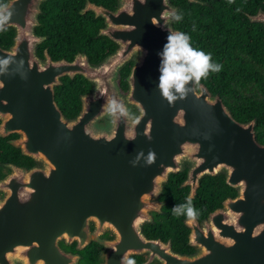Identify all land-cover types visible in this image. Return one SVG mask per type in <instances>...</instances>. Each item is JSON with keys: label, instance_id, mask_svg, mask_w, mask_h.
<instances>
[{"label": "water", "instance_id": "1", "mask_svg": "<svg viewBox=\"0 0 264 264\" xmlns=\"http://www.w3.org/2000/svg\"><path fill=\"white\" fill-rule=\"evenodd\" d=\"M44 1L8 0L0 7V31L15 30L13 44L0 45V61L7 60L0 62V136L16 133L10 144L36 162L8 163L10 172L0 178V264L79 263L80 254L66 252L63 240L78 241L79 250L99 241L108 249L103 264H127L145 252L143 264H264V144L255 120L238 121L202 82H189L185 96L174 93L172 102L157 87V52L167 36L161 26L181 31L171 18L179 7L171 0H118L109 9L87 0L79 12L103 18L98 35L117 44L92 64L86 52L72 60L38 55L46 39L36 33ZM249 18L264 24V10ZM131 61L123 93L120 70ZM78 74L93 87L81 95L80 112L67 117L55 87ZM150 150L151 165L141 157L132 166ZM186 168L187 199L196 197L206 175L223 173L237 190L204 219H185L192 254L143 231L163 211L170 175ZM109 230L114 238L101 239Z\"/></svg>", "mask_w": 264, "mask_h": 264}, {"label": "trees", "instance_id": "2", "mask_svg": "<svg viewBox=\"0 0 264 264\" xmlns=\"http://www.w3.org/2000/svg\"><path fill=\"white\" fill-rule=\"evenodd\" d=\"M87 0H45L42 4L40 25L36 33L46 36L38 46L41 57L47 51L54 60H72L78 52H86L92 64L102 61L112 53L117 44L108 36L98 35L104 20L94 12L81 14ZM115 9L118 0H90ZM171 0L179 7L183 19L174 21V27L191 37L194 48L212 54V60L222 65L207 79H201L213 94L220 95L233 116L240 122L255 120L257 140L264 144V24L252 22L249 15L260 8L264 0ZM8 0H0V7ZM15 30L6 27L0 31V45L7 49L14 41ZM134 61L121 70L118 83L123 93L129 87L127 77ZM62 83L55 87V98L67 117H75L82 108L81 95L91 91L93 85L83 75L71 78L64 76ZM18 135L0 136V178L6 175V164L14 163L30 168L34 159L10 144L9 140ZM188 168L172 173L166 183L161 199L166 201L162 213H155L153 222H147L143 231L147 237L171 240L172 247L180 253H192L196 249L189 244V227L186 217H175L171 208L185 202L189 186H182ZM237 190L226 182L225 174L206 175L201 179L196 197L191 199L198 210L197 218L204 219L220 207L229 196H236ZM63 245V244H62ZM98 245L89 244L83 251L85 259L92 264L100 260Z\"/></svg>", "mask_w": 264, "mask_h": 264}, {"label": "clouds", "instance_id": "3", "mask_svg": "<svg viewBox=\"0 0 264 264\" xmlns=\"http://www.w3.org/2000/svg\"><path fill=\"white\" fill-rule=\"evenodd\" d=\"M171 18L179 22L183 19V13L173 11ZM161 29L167 32V36L162 48L157 52L159 57L157 87L162 95L172 102L177 99L174 93H179L183 98L190 90L186 87L189 82L198 83L202 78L207 79L210 73L221 71L222 65L212 60L210 52L206 53L201 49L194 48L191 44V37L187 33L172 32L164 25L161 26ZM0 62L7 63V60ZM111 104L116 105V101L113 100ZM119 110L121 113L124 112L122 106H119ZM110 111H115V108H110ZM141 157L146 165H151L154 162L155 154L150 150L145 156L141 151L134 160L130 161L132 166H137ZM171 213L177 218L184 216L193 220L199 214L191 199L175 204L171 208ZM127 264H134V262L128 260Z\"/></svg>", "mask_w": 264, "mask_h": 264}, {"label": "flooded vegetation", "instance_id": "4", "mask_svg": "<svg viewBox=\"0 0 264 264\" xmlns=\"http://www.w3.org/2000/svg\"><path fill=\"white\" fill-rule=\"evenodd\" d=\"M177 6V5H176ZM10 172V169L8 168V171L6 172V174H8ZM190 188V187H189ZM4 194L2 192H0V199L3 198ZM161 199V197H160ZM163 200V199H161ZM165 201V200H163ZM166 202V201H165ZM165 206V205H164ZM154 218H155V212H154ZM92 229H94V224L92 223ZM190 232V231H189ZM114 233L113 231H107L105 234H102L100 237L101 239H108L111 240L114 238ZM150 238V237H149ZM161 239V238H160ZM164 241V240H163ZM167 242V241H165ZM91 243H96L98 245L97 247V251H99V256H100V260L98 262V264H103V262L106 259V255L108 253V249L101 244L99 241H91ZM90 243V244H91ZM63 244V245H62ZM61 247L66 251V252H70V253H77L80 254L81 258L79 263L77 264H92L90 261H88L87 259H85L83 251H85L86 247L89 245H87L83 250H79L78 249V241H73L71 244H67L64 240L60 242ZM173 248V247H172ZM196 249V248H195ZM174 250V249H173ZM175 251V250H174ZM196 251V250H195ZM195 251H193L192 253H194ZM177 252V251H175ZM180 253V252H178ZM192 253H181V254H192ZM149 258V253L145 252L143 254H132L130 256V260H132L134 262V264H143L145 263ZM150 264H162L161 262L155 260Z\"/></svg>", "mask_w": 264, "mask_h": 264}]
</instances>
